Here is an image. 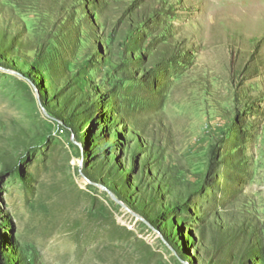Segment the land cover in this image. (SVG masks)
<instances>
[{"label":"rangeland","instance_id":"1","mask_svg":"<svg viewBox=\"0 0 264 264\" xmlns=\"http://www.w3.org/2000/svg\"><path fill=\"white\" fill-rule=\"evenodd\" d=\"M0 34V264H264V0H0Z\"/></svg>","mask_w":264,"mask_h":264},{"label":"trees","instance_id":"2","mask_svg":"<svg viewBox=\"0 0 264 264\" xmlns=\"http://www.w3.org/2000/svg\"><path fill=\"white\" fill-rule=\"evenodd\" d=\"M0 37H2V39L3 40H6V39H4L3 38V35L2 34H0ZM8 48V46H4L3 45V42H0V54H2V52H4V50H6ZM49 112V114L48 115H51V116H54V117H56V116H58V113H56V114H54L52 111H48ZM60 118V117H59ZM72 114H69V116L67 117V122H72L71 120H72ZM174 203V206L177 208L178 207V205H179V201L178 200H175V201H173ZM178 203V204H177Z\"/></svg>","mask_w":264,"mask_h":264},{"label":"water","instance_id":"3","mask_svg":"<svg viewBox=\"0 0 264 264\" xmlns=\"http://www.w3.org/2000/svg\"><path fill=\"white\" fill-rule=\"evenodd\" d=\"M47 113V112H46ZM47 115H48V113H47Z\"/></svg>","mask_w":264,"mask_h":264}]
</instances>
